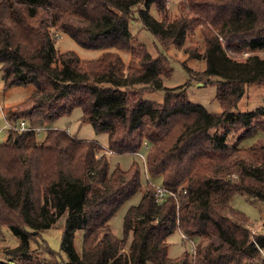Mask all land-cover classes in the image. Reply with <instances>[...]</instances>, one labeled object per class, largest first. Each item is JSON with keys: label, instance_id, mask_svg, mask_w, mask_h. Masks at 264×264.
<instances>
[{"label": "trees", "instance_id": "16d2710c", "mask_svg": "<svg viewBox=\"0 0 264 264\" xmlns=\"http://www.w3.org/2000/svg\"><path fill=\"white\" fill-rule=\"evenodd\" d=\"M136 24L160 43L155 54L131 42ZM197 27L203 51L183 48L204 62L202 78H216L220 112L190 102L185 84H162L172 72L165 51L182 47ZM57 34L102 51L92 58L61 51ZM118 50L129 52L127 63ZM256 50H264V0H182L176 15L169 0H0L3 86H35L5 113L11 126L0 142V226L21 243L5 248L9 259L0 264H42L28 259L29 240L64 213L60 249L68 264H190L186 250L168 255L175 230L198 241L196 264H261L264 231L254 233L240 224L242 214L225 212L233 193L264 204V144H244L264 132V107L236 109L246 85L264 83V57L239 58ZM155 90H163L160 101L143 97ZM75 107L81 122L107 134L106 148L52 125ZM21 120L43 128V138L16 129ZM142 147L144 162L111 167L108 153ZM156 176L173 194L156 196L149 179ZM141 187L118 237L109 219ZM46 250L54 259L46 264H60Z\"/></svg>", "mask_w": 264, "mask_h": 264}, {"label": "rangeland", "instance_id": "374dc122", "mask_svg": "<svg viewBox=\"0 0 264 264\" xmlns=\"http://www.w3.org/2000/svg\"><path fill=\"white\" fill-rule=\"evenodd\" d=\"M182 0H169V7L173 14H178L181 8ZM154 13V9H152ZM131 32L133 37L131 42L133 44H143L145 48L152 54H155L158 49H161V45L158 40L146 29L140 25H131ZM56 47L59 50H73L81 58H92L96 57L101 53V49L96 48H83L77 44L71 37L67 35L57 34L56 35ZM185 46L196 47L197 51H203V41L200 34V29L197 27L190 31L182 47H170L165 51L169 57L170 66L172 72L169 77L162 79V84L166 87H174L178 85H187L186 93L188 100L192 103L202 105L209 112H220L221 105L215 97L216 87L214 82L216 78L211 82L200 76V71L204 69V62L201 59L190 57L185 52ZM120 56L124 62L129 60V52L126 50H118ZM258 55L264 57V50H256L254 52H243L239 56L240 59H245L249 55ZM186 68H189L192 73L190 75L186 72ZM33 84L27 85H12L4 88L0 70V142H2L7 135V128L9 127L8 121L5 118L6 110L19 102H22L26 97L34 90ZM144 98L160 101L163 97V90L148 91L143 94ZM259 107H264V83L246 85L243 96L237 103V110L247 111L255 110ZM81 109L75 107L71 113L61 116L56 119L52 125L56 128L66 129L68 133L73 135L77 139L96 140L104 148L107 146V134L104 132H96L90 123H83L80 121ZM44 130L39 131L38 138L42 139L44 136ZM244 144L250 145L264 144V132L261 130L255 131V134L244 140ZM145 154L146 148L142 147L139 150ZM108 160L111 167L118 164L121 168L126 169L133 160H137L139 163L142 162L141 158L136 153H108ZM146 176H142V183L145 182ZM151 185H161V178L159 176L150 177ZM154 187V186H153ZM143 194V188L141 187L133 196L127 198L121 206L116 210L114 215L109 219V226L112 232L118 236H122V225L123 217L127 209L134 204H137ZM231 211H237L242 214L245 220L237 218L241 225L247 227L252 232H263L264 231V204L256 200L253 197H247L238 193H233L225 205V212L230 214ZM66 214H62L54 222V224L41 232L40 236L31 238L29 240V252L28 259L31 261H39L42 264H46L48 260L54 259L48 255L46 245L49 249L56 253V259L60 264H68V259L65 253L60 249V239L62 234L61 225L64 222ZM232 217V216H231ZM235 217V216H233ZM236 218V217H235ZM82 230H77L74 235V245L77 251L81 249L82 242ZM0 261H8L9 257L3 252L5 248H13L21 243L19 237L15 235L9 227L6 225L0 226ZM214 241H218L214 238ZM168 255L170 257L179 256L184 250L189 252V243L182 238L181 233L175 230L171 233L168 238ZM127 246L120 252L125 254ZM198 247V241L195 240ZM119 254V255H120ZM196 260V256H195ZM17 260H13L14 263Z\"/></svg>", "mask_w": 264, "mask_h": 264}, {"label": "built area", "instance_id": "2783aa9c", "mask_svg": "<svg viewBox=\"0 0 264 264\" xmlns=\"http://www.w3.org/2000/svg\"><path fill=\"white\" fill-rule=\"evenodd\" d=\"M0 110L2 111V108L0 107ZM3 112V111H2ZM8 125L11 126V124L8 122ZM15 128L18 130H31L35 129L36 131H41L43 128L40 127H30L27 125V123L24 120L19 121L17 125H15ZM109 152V151H108ZM136 154L141 158V160L144 162V154L141 153L140 151L136 152ZM147 178V177H146ZM155 189V193L157 197H162L167 193L173 194L172 192L168 191L167 189L163 188L161 185H153ZM181 236L183 239H185L189 243V252L191 256L190 264H196L195 263V256H196V251H197V245L195 243V240L191 237H188L184 234L181 233ZM260 260L261 264H264V249H260Z\"/></svg>", "mask_w": 264, "mask_h": 264}]
</instances>
